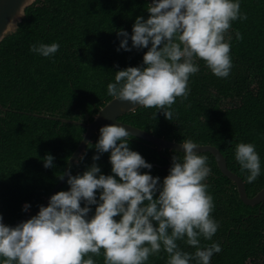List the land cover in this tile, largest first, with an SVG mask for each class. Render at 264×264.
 <instances>
[{
	"label": "trees",
	"instance_id": "1",
	"mask_svg": "<svg viewBox=\"0 0 264 264\" xmlns=\"http://www.w3.org/2000/svg\"><path fill=\"white\" fill-rule=\"evenodd\" d=\"M149 4V0H36L26 8L16 32L2 40L0 215L6 226L39 208L61 181L59 177L65 174L69 159L83 140L86 127L62 119L91 122L114 98L108 95L107 86L115 82V72L143 66L148 49L133 48L130 37L136 18L149 17ZM239 4L240 13L247 19L232 21L225 33L232 62L226 78L215 76L197 58L199 71L189 76L187 98L177 97L172 105L171 121L160 109L144 107L119 119L170 141L191 139L197 145L216 146L228 167L243 178L248 196L253 197L264 188V0H239ZM121 29L128 33L130 51L120 48L124 37L117 33ZM237 32L242 39H237ZM52 43L60 47L49 57L30 51L33 45ZM99 136L98 130L82 159L71 167V175H82L93 163L101 174L114 175L110 152L99 154L100 159L93 161ZM128 140L129 148L152 165L141 173L159 177L161 184L169 174L173 156L183 159V152L159 151L140 137L129 135ZM239 143L253 144L260 157V175L252 183L247 181L250 173L235 159ZM199 154L207 157L211 169L204 183L213 198L211 217L218 224L211 240L200 237L201 247L218 243L222 249L213 254L210 264H264V202L246 204L214 154ZM46 155L54 157L53 167H44ZM69 188L66 180L57 192ZM99 196L98 190V203ZM25 204L30 206L27 211L23 210ZM81 206H85L83 201ZM90 207L89 218L96 205ZM114 219L119 221L120 217ZM185 240L177 241L180 249L194 253L196 249ZM168 258L161 248L145 264H167ZM93 259L95 264H104L103 249Z\"/></svg>",
	"mask_w": 264,
	"mask_h": 264
},
{
	"label": "clouds",
	"instance_id": "2",
	"mask_svg": "<svg viewBox=\"0 0 264 264\" xmlns=\"http://www.w3.org/2000/svg\"><path fill=\"white\" fill-rule=\"evenodd\" d=\"M24 7L26 2L18 15H23ZM147 12L146 20L136 18L130 37L133 48L148 49L143 66L115 72V82L108 84L107 91L118 100L160 109L171 121L172 105L177 97L187 98L189 76L199 71L197 58L215 76L229 75L232 62L225 33L232 21L247 16L240 13L239 0H153ZM15 28L9 22L5 30ZM117 34L124 37L120 48L130 51L128 33L121 29ZM236 35L242 39L239 32ZM59 47L58 43L39 44L30 51L49 57ZM99 132L93 161L110 152L114 175L101 174L96 163L82 175L69 171L65 173L69 190L52 195L35 216L11 227L0 215V264H95L93 256H100L101 249L104 264H145L161 248L168 254L167 264H191L193 260L210 264L213 254L222 249L218 243L201 247L200 237L211 240L218 224L211 217L213 198L204 183L211 169L207 157L194 151L197 143L191 139L181 142L183 159L173 156L161 184L159 177L141 173L152 165L129 148L130 133L125 127L110 124ZM235 159L250 173L247 181L254 182L261 171L255 146L237 144ZM53 160L46 155L44 167H53ZM91 205L96 207L89 218ZM29 207L25 204L23 210ZM117 216L119 221L114 219ZM178 240H185L196 251L181 250Z\"/></svg>",
	"mask_w": 264,
	"mask_h": 264
},
{
	"label": "water",
	"instance_id": "3",
	"mask_svg": "<svg viewBox=\"0 0 264 264\" xmlns=\"http://www.w3.org/2000/svg\"><path fill=\"white\" fill-rule=\"evenodd\" d=\"M35 1L36 0H0V44L7 35L16 32V30L19 27V23L23 20V18L26 15V11H25L26 8L32 5ZM25 2H26V7H24L23 15L20 16L17 14L18 10L21 7V5L24 4ZM149 2L150 4H152L153 0H149ZM9 22H14L16 28L13 30H5ZM137 108H139V105H134L130 102L121 101L116 98H113L105 106H103L98 110L97 115L91 122L86 123V122H80L76 120L63 118L62 119L63 121L79 123L82 124L84 127H86V132L84 134L83 140L81 141L80 145L69 159L65 173L69 172L73 164L77 163L79 158L83 156L84 152L86 151V146L92 140L93 134L96 133L101 127L110 124H117L118 126L125 127L129 131L130 135L137 136L149 142H152L158 147L159 151L162 149H171V150L183 152V150L180 147L181 143L159 137L152 132H149L145 129L139 128L132 124L123 122L119 119V117H121L122 115L129 113L133 110H136ZM39 116L50 117L48 115H39ZM194 151H196L197 154L202 152H211L212 154H214L221 171L226 176H228L234 183H236L240 197L246 204L256 205L264 202V188L260 192H258L255 196L249 197L243 178L238 174H236L235 172H233L228 167V162L226 157L216 146L212 144L198 145V148L195 149ZM67 178L68 176L65 174L64 178L61 179V181L57 184V186L54 188L52 193L45 198L44 202L40 206H46L49 203L50 197L58 191V189L67 180ZM39 208H37L36 210L28 211L24 217H22L16 223L10 226L15 227L16 225L36 215L39 212Z\"/></svg>",
	"mask_w": 264,
	"mask_h": 264
}]
</instances>
